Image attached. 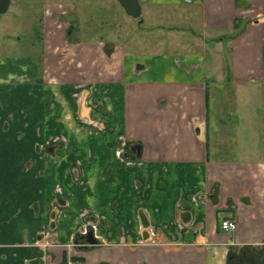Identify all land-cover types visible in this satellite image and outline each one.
<instances>
[{
  "label": "crops",
  "instance_id": "obj_1",
  "mask_svg": "<svg viewBox=\"0 0 264 264\" xmlns=\"http://www.w3.org/2000/svg\"><path fill=\"white\" fill-rule=\"evenodd\" d=\"M195 1L201 33L187 28L183 44L197 39L203 53L148 61L117 46L109 62L103 43L68 40L100 54L98 68L79 58L80 67L44 69L45 85L10 90L12 126L0 119V264H264V0ZM80 84L100 91L82 109ZM207 89L210 109L221 91L235 102L212 133ZM88 119L105 131L91 134ZM55 140L62 147L39 150ZM125 140L142 144L141 160L117 158ZM84 214L104 218L107 246H76ZM143 220L157 244H145ZM224 220L237 230H223Z\"/></svg>",
  "mask_w": 264,
  "mask_h": 264
},
{
  "label": "rangeland",
  "instance_id": "obj_2",
  "mask_svg": "<svg viewBox=\"0 0 264 264\" xmlns=\"http://www.w3.org/2000/svg\"><path fill=\"white\" fill-rule=\"evenodd\" d=\"M196 13V10L180 9L163 14L158 21L145 13L144 24L140 26L138 21L122 12L116 0H12L9 11L0 15V119L11 124V120L6 119L8 102L13 101L10 90L20 85L38 86L34 80L41 71L39 69H47L52 74V68H63L64 65L66 68L68 63L80 67L76 65L81 63L79 58L98 68L100 54L89 47L78 49L70 46L67 34L72 33L74 39L83 42L101 39L112 41L123 45L127 54L148 61L157 58L164 60L169 56H180L186 51L184 48L192 52H204L202 46L205 45L198 44L200 41H196L197 39L190 42L192 44H183L191 40L190 34L194 31L201 33ZM164 20L166 25L163 26L161 24ZM155 22L160 24L155 25ZM34 24H42L39 31L44 36V52L41 51L42 43L38 42L33 33ZM190 27L194 31L187 30ZM156 39L157 42L160 41L157 45ZM170 41L173 43L172 47L169 45ZM211 52L214 51H206L209 56ZM56 62L58 65L55 66ZM222 95L221 91L220 98L213 103L211 125L219 117L227 116V112H221L222 116L216 118L214 104H217L216 107H226ZM255 95L247 92L241 96L252 99Z\"/></svg>",
  "mask_w": 264,
  "mask_h": 264
},
{
  "label": "flooded vegetation",
  "instance_id": "obj_3",
  "mask_svg": "<svg viewBox=\"0 0 264 264\" xmlns=\"http://www.w3.org/2000/svg\"><path fill=\"white\" fill-rule=\"evenodd\" d=\"M139 1H140L141 6H142L143 17H144V14H145L144 12L146 11V13H147V8L154 9L155 11L152 12V17L156 21L160 20L163 14L174 13V12H177L178 10H180V9H182L183 11H186L188 9H194L195 6H189V5H192V3H189V2H191V1L193 3L196 2L195 0H190V1L189 0H185L183 4H185L186 6H184V5H182V6H180V5H158V6L157 5H152V6H146V5H149V4H145L146 0H139ZM118 4L121 7L122 12H124L126 14L125 10L122 8V6L120 5L119 2H118ZM134 21H137V20H134ZM144 21H145V19H144ZM164 22H165V20L162 21L161 25H163V26L166 25ZM143 24H144V22H143ZM154 24L157 25V24H160V23H156L155 22ZM73 36H74V34H72V33H71V35L67 34V41L68 40H74ZM75 40H79V39H75ZM79 42L80 43H87V42H100V43H103L104 44V54L107 56L109 62L111 61V59L113 57V54L117 51V48H118L117 46L123 47V45H120V44L116 43V46L113 47L112 53L108 54L107 47H106V44H105V40L104 41H100V40L99 41H84V42L79 40ZM43 43H44V37H43ZM159 43H160V41L157 42V39H156V44L155 45H157ZM43 45L41 46V51L42 52H44V50H45L43 48ZM39 70H41V71H40V73H38V77L34 80V82L38 83V84H44L45 85L44 80H43L44 69L42 68V69H39ZM20 76H23V75L20 74ZM18 83H20V82H18ZM75 89H76V91L79 90V93L82 94V96H81V98L79 100V103H78V106H79V108L81 107V109L84 108L85 104L87 106V104L90 103V102L91 103H95V101H97V100H95L93 97L96 96L95 95L96 93L100 92L98 90H95L94 88L85 87L83 84H80V86L76 87ZM103 89H105V88H103ZM224 104L226 106L225 108H221V106H219V105H218V107H216L217 104L215 105L216 118H218L219 116H222L221 112H223V113L227 112V116L228 115H233V113H234L233 110L235 108V102L231 101L230 103H224ZM209 109L210 108L208 107L206 115H207V117L209 115V121H210V112H211L212 108L210 109V112H209ZM221 109H223V110L221 111ZM224 110H226V111H224ZM65 116L67 118H71L70 114H68V113H65ZM206 120L208 122V118H206ZM216 121L213 122V124L211 125V131H210L211 133L213 132V130L215 128ZM85 123L88 124L91 134H95V133H98V132L105 131V125H104V123L102 121H99V120H93L92 121V120L88 119V122H85ZM205 126H206V124H205ZM195 129H197V131H200V127L198 125L196 126V124H195ZM62 145H63L62 141L55 140L53 142L48 143L45 146H39V150L40 149H42V150L43 149L44 150L47 149L48 151L49 150L53 151L56 148L62 147ZM116 154H117V158L120 161H122L123 163H129L130 164V163H133V162H135L137 160H141L142 159L143 146H142V144L140 142H132V141H128V140L126 141L125 140V142L123 143L121 149H119ZM195 199H197V198H195ZM55 214H56L55 215V217H56L57 214H58L57 210H55ZM81 217H82V219L86 218V221L82 224L81 229L78 231V234L76 235L77 238H76V240H74L76 246L83 247L86 250H88L90 248H95L97 246L98 247L99 246H107V244H105V242H106L105 238L102 237V236H99L100 224H101V222H102V220L104 218H102L100 216H97V215L89 217V214H84ZM234 222H236V221H234ZM237 228H238V224H237ZM141 233H142V238L145 241V244H147V245H155V244H157L158 235L155 234L156 232H154L153 229H151L150 224L146 220H143V226H142V232ZM89 234H93V238L96 240V244H90V243H88L86 241V237ZM69 260H75V259H73L72 257H68V259L66 260L65 264H67ZM76 261H78L79 264H83L81 259H77Z\"/></svg>",
  "mask_w": 264,
  "mask_h": 264
},
{
  "label": "water",
  "instance_id": "obj_4",
  "mask_svg": "<svg viewBox=\"0 0 264 264\" xmlns=\"http://www.w3.org/2000/svg\"><path fill=\"white\" fill-rule=\"evenodd\" d=\"M122 8L125 10L127 16L138 21V25H142L144 22L142 14V6L139 0H117ZM12 0H0V15H5L10 7ZM86 241L90 244H96V240L93 238V234H89L86 237Z\"/></svg>",
  "mask_w": 264,
  "mask_h": 264
},
{
  "label": "trees",
  "instance_id": "obj_5",
  "mask_svg": "<svg viewBox=\"0 0 264 264\" xmlns=\"http://www.w3.org/2000/svg\"><path fill=\"white\" fill-rule=\"evenodd\" d=\"M32 28H33L34 35L36 34V38H37L38 42L42 43V45H43V37L44 36L42 35V32L39 31V29L42 28V24H41V26L34 24V25H32ZM100 41H104V40L101 39ZM105 44H106V47H107L108 54H111L112 51H113V47L116 46V44L114 42H112V41H105ZM208 94H209V92H208V89H207V97H206V99H207V109H208V107L210 105V102H209V99H208Z\"/></svg>",
  "mask_w": 264,
  "mask_h": 264
},
{
  "label": "built area",
  "instance_id": "obj_6",
  "mask_svg": "<svg viewBox=\"0 0 264 264\" xmlns=\"http://www.w3.org/2000/svg\"><path fill=\"white\" fill-rule=\"evenodd\" d=\"M221 227L225 231H234L237 229V223L230 220H224L221 224ZM67 264H79L76 260H69Z\"/></svg>",
  "mask_w": 264,
  "mask_h": 264
}]
</instances>
